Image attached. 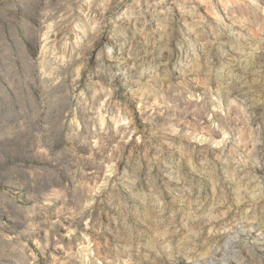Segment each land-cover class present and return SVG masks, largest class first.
<instances>
[{"label":"rangeland","instance_id":"obj_1","mask_svg":"<svg viewBox=\"0 0 264 264\" xmlns=\"http://www.w3.org/2000/svg\"><path fill=\"white\" fill-rule=\"evenodd\" d=\"M0 264H264V0H0Z\"/></svg>","mask_w":264,"mask_h":264}]
</instances>
